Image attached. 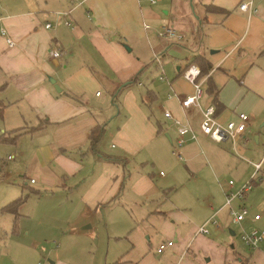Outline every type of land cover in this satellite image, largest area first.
Wrapping results in <instances>:
<instances>
[{"label": "crops", "instance_id": "1", "mask_svg": "<svg viewBox=\"0 0 264 264\" xmlns=\"http://www.w3.org/2000/svg\"><path fill=\"white\" fill-rule=\"evenodd\" d=\"M241 1L197 0L202 12L195 16L188 6L182 11L172 6L171 12L165 10L169 25L184 37H162L158 44L151 42L150 27L145 26V18L157 16L158 0H0V18L15 41L9 45L0 33V113L15 136L10 142L18 146L21 140L26 146L35 179L30 182L37 183L28 189L40 197L38 202L45 198L52 204L39 206L37 212L64 208L67 220L89 227L94 215L123 205L144 224L129 233V245L109 264H264V242L251 249L237 241L241 227L264 229L263 187L246 193L255 206L248 208L239 199L248 214L241 223L235 221L229 213L233 199L230 206L225 198L229 184L223 190L210 179L227 162L230 139L218 142L203 134L201 110L181 104V97L193 92L181 67L193 54L205 53L213 67L202 73L201 104L213 103L221 122L238 120L249 111L242 139L258 122L264 126V0H253L254 11L240 9ZM47 22L52 26L46 27ZM55 49L62 53L54 56ZM153 65L160 81L151 79ZM208 78L216 86L217 100L206 91ZM165 109L188 122L196 137L187 134L177 147V127ZM97 127L103 132L94 145L90 136ZM257 131L254 151L260 160L264 132ZM231 141L239 156L247 151ZM19 152L25 153L21 147ZM248 162L254 168L258 160ZM149 165L168 166L174 175L158 178ZM262 168L256 184L264 178V163ZM182 173L195 180L187 186L191 190L171 193L179 190L175 178ZM239 181L233 189L241 186ZM9 196L1 198L0 206L16 198ZM3 213L13 229V215L0 211V230L7 226ZM254 214L260 218L255 220ZM214 218L218 225L211 222ZM202 224L208 233L196 232ZM168 239L172 245L159 252L158 244Z\"/></svg>", "mask_w": 264, "mask_h": 264}, {"label": "rangeland", "instance_id": "2", "mask_svg": "<svg viewBox=\"0 0 264 264\" xmlns=\"http://www.w3.org/2000/svg\"><path fill=\"white\" fill-rule=\"evenodd\" d=\"M197 3H199L197 0H191V2L190 0H158L157 5H154L155 11L157 10V16L152 19L147 16L145 18L150 27V34H152L149 37L151 42L152 40L158 44L161 42L158 32L164 23L169 24L170 22V14L166 13L165 10L171 12L174 7L176 10L182 11L183 7L187 9L188 6L190 8L187 10H190V14L197 15L202 12V8ZM144 5L149 6V3L144 2ZM199 10L200 13H198ZM134 37L136 43L142 45L143 41L136 35ZM170 53L173 56L180 57V53L174 54L172 51ZM148 57L152 59L154 54L152 55L151 53ZM157 68L153 65L151 79L154 81H160L157 77L159 73V69ZM246 113L250 114L249 111ZM5 119L0 113V201L3 196L6 197L7 195H13L12 197L14 198L24 193L28 194V197L20 206V221H17L18 227L16 230L13 231L12 223L9 222V217H7L8 215L2 214L1 219L6 218V222L2 223L7 224V226H5L4 230H0V240L2 241L0 246V264H109L111 261L118 259L129 245V233L134 230L140 231L144 227L141 219L133 218L134 213L137 212L134 211L133 213V211L125 208L123 205L114 207L106 212H99V216L94 215L93 222L90 223L89 227L86 225L89 223H71L67 220V209L64 208L54 209L50 214L38 213L37 209L39 206L44 209L52 204L50 202L46 204L45 198L39 199L40 201L38 202L37 198L40 197H37L34 192L28 189V185L35 187L37 183L30 182V178L34 176L30 174V167L25 158L28 155L26 154V146L23 145L21 140L18 146L17 144H13V142L5 140V138L8 139L12 135V132L7 129ZM261 122H258L257 129L246 134L247 139H242V134L238 138L240 141L237 140V144L239 143L240 146L247 149L243 155H240L243 159L240 158L236 150L231 148V139L226 143V149H228L230 155L226 157L227 162L224 165L220 166L219 169L214 168V173H210L212 185L216 187L220 186L223 190H226L229 179L233 180V184L236 187L238 186L236 185L237 180L241 181L237 184H241L240 187H242L243 183L252 179L251 177H253L255 169L248 160H259L256 158V152L254 151L257 145L254 134L260 133L257 130H262L261 134L264 132V126L261 125ZM169 133L171 136H174V132L171 129H169ZM170 144L173 151L174 145L173 143ZM20 147L25 151L24 154L20 155ZM203 153H201L202 156H204ZM204 158L206 160V156ZM180 162H182V165L186 163L182 160ZM204 163L206 164V161ZM149 167L151 168L150 170L156 173L158 178L174 175L172 171L170 172V167L168 166L156 168V166L149 165ZM242 170L243 178L240 179V172L242 173ZM175 179L180 188L179 190H173L171 193H176V191L178 193L186 188L191 190L192 187L187 186L191 184L190 182L195 181H190L185 173L178 175ZM24 182L27 183V189L21 191ZM255 182L258 181L254 180L251 182L252 188L247 191L248 193H256V189L259 186L263 187L264 190V178L259 184ZM240 187L237 189H240ZM246 193L243 199L246 200L245 203L248 208L255 206L253 200L249 199L248 196L245 197ZM232 201V206L235 210H239L244 203V200H239L238 198ZM116 236L122 237L118 239ZM241 240L237 238L238 243H241L242 247L244 245ZM144 241L149 243L146 238Z\"/></svg>", "mask_w": 264, "mask_h": 264}, {"label": "built area", "instance_id": "3", "mask_svg": "<svg viewBox=\"0 0 264 264\" xmlns=\"http://www.w3.org/2000/svg\"><path fill=\"white\" fill-rule=\"evenodd\" d=\"M151 3H155L157 0H149ZM239 8L242 10H252L253 8V0H244L239 4ZM60 15H67L68 12L57 11ZM66 25H70L71 21L68 19L63 20ZM52 23L47 22L46 27H51ZM145 26H149L146 24ZM0 33L3 34L7 38V42L9 45H14V39L9 35L6 26L2 23V19L0 18ZM159 36L166 40H178L184 37V34L178 29L172 27L171 25L164 23L158 32ZM52 54L55 56L61 54L62 52L58 49L52 50ZM182 76L187 79L193 85V92L190 94H185V96L181 97V104L184 107H198L201 110V119L199 122L200 130L203 134L207 135L210 139L216 140L218 142L226 141L227 139H231L233 141L238 140L243 134L247 126V120L249 115L246 112H241L239 114L238 120L228 119L226 122H221L217 118L216 109L213 103H209L206 105L201 104V99L205 95V78L201 72V67L197 64H191L184 68L182 72ZM164 74L159 76L160 79H163ZM99 93V92H98ZM164 114L167 118L172 120V123L175 124L178 131V137L176 138V146L180 147L187 140V134L189 137L194 139L196 134L193 131L191 125L188 122H181L176 117H174L170 110L165 109ZM180 155V153L178 154ZM263 163L264 156L258 160V162H253L255 173H253L252 179L248 182L243 183V186L240 189L234 190L233 180H229L228 184L230 188L226 191V201L227 205L231 206L232 199L238 198L243 199L245 193L252 188L251 182L259 181L263 175ZM31 181H35L34 178H31ZM230 214L233 219L237 222H240L244 219V217L248 214V208L246 205L241 206L239 210H235L232 206L230 208ZM253 218L259 219V214H254ZM213 224H219V222L214 218L211 221ZM241 239L244 245L250 247L251 249H256L259 247L261 242H264V229L251 227L250 229L241 227ZM197 233H208V229L205 224L199 225L196 230ZM173 241L168 239V241H164L158 244L157 250L162 252L166 247L172 245Z\"/></svg>", "mask_w": 264, "mask_h": 264}, {"label": "trees", "instance_id": "4", "mask_svg": "<svg viewBox=\"0 0 264 264\" xmlns=\"http://www.w3.org/2000/svg\"><path fill=\"white\" fill-rule=\"evenodd\" d=\"M200 37V36H199ZM198 40V38H197ZM196 40V41H197ZM206 54L205 53H195L193 54V56L191 58H189V60L187 61L186 65L181 67V73L183 72L184 68H186L187 66L197 63L200 67H201V72L203 74L208 73L209 70L213 67L212 63H210L207 59H206ZM206 91L208 94H214V100H217V94H216V86L214 85L213 81L211 80V78H208L207 80V87H206ZM118 93V92H117ZM116 95V94H115ZM102 128L97 127L95 130L92 131L90 139H91V144H96L97 141H99V138L102 135ZM15 136H11L10 138H5V140H14ZM28 197V194H21L20 196L14 198L13 200L9 201L8 203L0 206V211L1 212H9L13 215V231L17 229L18 227V223L17 220L20 216V206L22 203H24L26 201Z\"/></svg>", "mask_w": 264, "mask_h": 264}, {"label": "water", "instance_id": "5", "mask_svg": "<svg viewBox=\"0 0 264 264\" xmlns=\"http://www.w3.org/2000/svg\"><path fill=\"white\" fill-rule=\"evenodd\" d=\"M52 81V80H51ZM58 90L60 89V87L56 84V86H55Z\"/></svg>", "mask_w": 264, "mask_h": 264}]
</instances>
